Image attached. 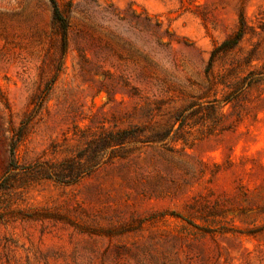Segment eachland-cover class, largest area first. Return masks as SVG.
<instances>
[{
  "label": "rangeland",
  "instance_id": "obj_1",
  "mask_svg": "<svg viewBox=\"0 0 264 264\" xmlns=\"http://www.w3.org/2000/svg\"><path fill=\"white\" fill-rule=\"evenodd\" d=\"M56 1L0 0V264H264V0Z\"/></svg>",
  "mask_w": 264,
  "mask_h": 264
},
{
  "label": "trees",
  "instance_id": "obj_2",
  "mask_svg": "<svg viewBox=\"0 0 264 264\" xmlns=\"http://www.w3.org/2000/svg\"><path fill=\"white\" fill-rule=\"evenodd\" d=\"M53 8H54V18L57 21H61L64 22V17L62 15V12L57 4L56 0H50ZM246 19L243 16V14H241L240 18H239V26L237 28V30L232 33L231 35H229L227 38H225L220 44H215L212 53H211V57L209 60V65L211 64L214 56L216 54H218L219 52H225L231 48H233L234 46L237 45V43L240 41V39L243 37L244 33H245V29H246ZM122 132H119V134ZM119 141V140H118ZM110 142H106V145H108ZM15 147L13 146L11 148V164H14L15 162ZM62 166L60 167H56L55 165H52L48 168L45 167L44 164L42 163H35L32 166H30V169L32 170L33 173H38L43 177L46 178H52L54 180H57L59 182H63V183H72L75 182L76 179H71L72 175L71 173H73V171L76 169V175L77 177H82L85 174H88L90 172V168L84 167L83 164H81L79 161L74 160L72 165H68L65 162L61 163ZM75 173V172H74Z\"/></svg>",
  "mask_w": 264,
  "mask_h": 264
}]
</instances>
